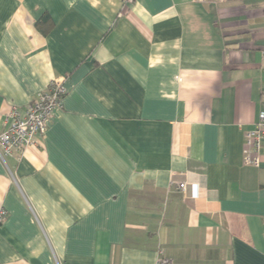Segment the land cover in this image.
Instances as JSON below:
<instances>
[{"label":"crops","instance_id":"0c3cea01","mask_svg":"<svg viewBox=\"0 0 264 264\" xmlns=\"http://www.w3.org/2000/svg\"><path fill=\"white\" fill-rule=\"evenodd\" d=\"M59 76L0 158V264H264V0H0V133Z\"/></svg>","mask_w":264,"mask_h":264},{"label":"built area","instance_id":"2783aa9c","mask_svg":"<svg viewBox=\"0 0 264 264\" xmlns=\"http://www.w3.org/2000/svg\"><path fill=\"white\" fill-rule=\"evenodd\" d=\"M122 8L127 9L134 0H120ZM201 3L217 5L224 0H197ZM64 77L52 79L47 88L38 93L25 107L21 115L16 109L9 113L7 128L0 133V158L14 156L25 148L38 144V138L46 130L48 120L61 105L63 95L66 93ZM264 157V110L260 111L252 129L244 132L242 158L245 165L259 166ZM188 185L180 182L178 189L185 194ZM6 212L0 210V219ZM157 264H172V262L158 252Z\"/></svg>","mask_w":264,"mask_h":264}]
</instances>
